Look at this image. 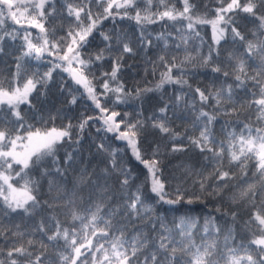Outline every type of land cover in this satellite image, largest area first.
Wrapping results in <instances>:
<instances>
[{"label": "snow or ice", "instance_id": "snow-or-ice-1", "mask_svg": "<svg viewBox=\"0 0 264 264\" xmlns=\"http://www.w3.org/2000/svg\"><path fill=\"white\" fill-rule=\"evenodd\" d=\"M0 264H264V0H0Z\"/></svg>", "mask_w": 264, "mask_h": 264}, {"label": "trees", "instance_id": "trees-1", "mask_svg": "<svg viewBox=\"0 0 264 264\" xmlns=\"http://www.w3.org/2000/svg\"><path fill=\"white\" fill-rule=\"evenodd\" d=\"M107 23V22H105ZM133 39H135L133 37ZM207 39V37H206ZM127 64L130 66L128 68V71L130 72L131 75L135 76H142L143 75V67H144V59L143 56L141 55L140 57H137L135 59H128L127 57L125 58ZM43 71V69H41ZM127 78V77H126ZM167 207V206H165ZM196 207V211L192 212L191 215L195 217H202L207 210L203 209L202 206H194Z\"/></svg>", "mask_w": 264, "mask_h": 264}]
</instances>
